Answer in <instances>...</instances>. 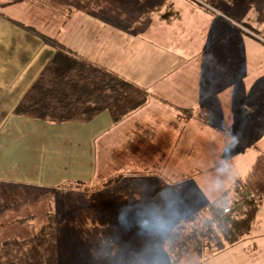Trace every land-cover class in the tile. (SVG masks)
<instances>
[{
    "label": "crops",
    "instance_id": "1",
    "mask_svg": "<svg viewBox=\"0 0 264 264\" xmlns=\"http://www.w3.org/2000/svg\"><path fill=\"white\" fill-rule=\"evenodd\" d=\"M116 1L97 6L98 29L73 21L62 36L31 12V0L0 6V183L103 198L100 227L130 231L121 252L145 251L144 264H264V46L238 27L263 31L264 6ZM55 45L141 87L146 100L116 122L107 111L59 124L15 114ZM243 192L255 197L247 234L220 251L168 252L178 220Z\"/></svg>",
    "mask_w": 264,
    "mask_h": 264
},
{
    "label": "rangeland",
    "instance_id": "2",
    "mask_svg": "<svg viewBox=\"0 0 264 264\" xmlns=\"http://www.w3.org/2000/svg\"><path fill=\"white\" fill-rule=\"evenodd\" d=\"M1 1L9 2L10 0H0V4L2 3ZM31 1V5H33L31 12L35 13V15L39 14L38 18L43 20L44 17H47L44 21L49 24V27L54 32L58 30L59 33L57 34L62 36L73 25V21H76L77 26L82 24L87 32L98 29L99 23L94 21L98 13L97 6H103L105 3L109 4L111 0H70L74 2L72 13L68 9L69 0ZM84 1L92 5L89 10L86 6H83ZM255 1H258L260 7L264 6V0ZM113 2L116 3L117 1L113 0ZM55 3L58 6L56 21L53 19L51 12L53 11L52 4L54 5ZM128 8L130 7L123 6L125 13H128ZM112 11L113 9L108 13H112ZM30 24L39 27L45 26L43 23L36 21ZM113 24L115 25V23ZM109 28H111V25H109ZM83 39L84 35L80 40V47L76 45V49H74L76 53L79 52L78 55H84ZM68 41L69 39H67ZM63 46L66 47L67 45ZM84 192L83 189L77 194L63 190L30 189L20 185L13 186L0 183V247L7 240H22L38 234L44 228L54 227L58 239L59 264H144L145 259L148 258V254L145 251L142 250L139 257H135L134 254L137 248L133 250L134 252H121L124 250L121 245L124 241L123 239L130 231L115 230L111 227L102 229L100 227L98 218L104 219L108 217V214L97 213L100 205L105 202H103L104 199L97 196L90 199ZM90 202L94 206L91 210L92 213H85L84 207L89 205ZM222 202H225V199L222 198L215 206L219 207ZM206 210H208V213L205 214H189L187 221L178 220L176 229L169 231L173 233L167 238L169 240L170 237H174L173 235L177 234L178 236L169 240V242L175 241L176 238L187 231L188 234H192L191 229L195 227V224L202 221L206 217L205 215L210 216L211 212H209V209ZM167 216L170 220V215ZM161 233L162 231H157V240L160 239ZM191 246L192 243L188 251L194 250V247ZM204 246H207V252L214 250L205 241L201 243L200 250ZM167 255L169 256L170 254ZM159 264H163V262Z\"/></svg>",
    "mask_w": 264,
    "mask_h": 264
},
{
    "label": "trees",
    "instance_id": "3",
    "mask_svg": "<svg viewBox=\"0 0 264 264\" xmlns=\"http://www.w3.org/2000/svg\"><path fill=\"white\" fill-rule=\"evenodd\" d=\"M6 4L2 2L0 6ZM55 47V54L22 97L15 114L59 124L89 122L107 111L116 122L146 100L148 93L141 87L61 45ZM254 215L255 205L247 202L241 213L225 224H216L198 235L196 227L189 238L191 247L199 252L205 241L214 251L222 250L249 232ZM173 236L169 240L178 235ZM0 264H59L56 229L44 228L28 238L3 242Z\"/></svg>",
    "mask_w": 264,
    "mask_h": 264
},
{
    "label": "built area",
    "instance_id": "4",
    "mask_svg": "<svg viewBox=\"0 0 264 264\" xmlns=\"http://www.w3.org/2000/svg\"><path fill=\"white\" fill-rule=\"evenodd\" d=\"M243 32L249 35L251 38L259 42L264 46V30L263 31H254L242 26H238ZM255 197L248 192H243V194L237 198L235 201L222 202L221 205L215 206L212 209L210 216L204 220V222L197 227L195 234H201L206 231V229L213 227L216 224H225L233 216L239 215L247 202H254ZM217 207V208H216ZM191 234H186L179 240L171 241L168 243V251L172 255H180L188 252Z\"/></svg>",
    "mask_w": 264,
    "mask_h": 264
}]
</instances>
